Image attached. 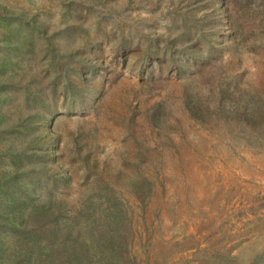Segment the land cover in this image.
I'll use <instances>...</instances> for the list:
<instances>
[{"label":"rangeland","instance_id":"374dc122","mask_svg":"<svg viewBox=\"0 0 264 264\" xmlns=\"http://www.w3.org/2000/svg\"><path fill=\"white\" fill-rule=\"evenodd\" d=\"M44 207L133 264H264V0H0L3 264Z\"/></svg>","mask_w":264,"mask_h":264},{"label":"trees","instance_id":"16d2710c","mask_svg":"<svg viewBox=\"0 0 264 264\" xmlns=\"http://www.w3.org/2000/svg\"><path fill=\"white\" fill-rule=\"evenodd\" d=\"M44 209L42 217L46 220V224L44 228L39 226L36 231H27L24 220L15 219L14 226H17L20 245L16 252L9 255V261L4 264H90L93 258H97L99 264H133L125 253L118 254L114 250V247L123 246L122 239L116 237L115 233L94 238L96 247L92 250L90 243L69 233L68 228L65 230L59 228L60 220L56 207H44ZM2 221L0 226L11 224L8 215H5ZM17 223L19 225H16ZM106 249H109V252L114 250L113 255L107 253ZM112 256L117 257L119 262L113 263ZM2 258L3 252L0 253V264H3Z\"/></svg>","mask_w":264,"mask_h":264}]
</instances>
